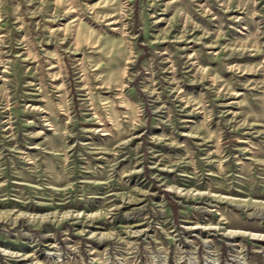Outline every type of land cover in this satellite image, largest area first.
<instances>
[{"label":"rangeland","instance_id":"374dc122","mask_svg":"<svg viewBox=\"0 0 264 264\" xmlns=\"http://www.w3.org/2000/svg\"><path fill=\"white\" fill-rule=\"evenodd\" d=\"M0 264H264V0H0Z\"/></svg>","mask_w":264,"mask_h":264}]
</instances>
